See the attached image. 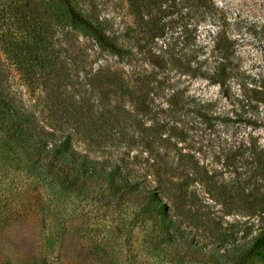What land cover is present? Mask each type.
Listing matches in <instances>:
<instances>
[{
    "label": "rangeland",
    "instance_id": "374dc122",
    "mask_svg": "<svg viewBox=\"0 0 264 264\" xmlns=\"http://www.w3.org/2000/svg\"><path fill=\"white\" fill-rule=\"evenodd\" d=\"M92 2L107 31L121 34L130 44L127 40L136 37V26L126 0ZM161 18L162 36L138 56L141 68L157 73L148 109L133 112L135 121H128L127 136L113 140L110 147L88 144L83 128L91 127V121H69L61 112L66 108L76 114L82 108L80 114L88 118L91 69L107 59L91 65L90 41L76 33L64 41V45L78 41L85 45L70 52L69 80L64 83L68 89L60 97L52 98V86L38 81L18 91L46 125L59 133H74L76 146L98 160L119 157L135 169L147 170L151 156L174 157L171 171L185 178L192 161L181 156H194L200 167L207 168L211 182L186 179L191 185L181 198L172 190V199L162 200L180 227L178 237L169 240L151 221L135 223L136 202L116 210L94 192L84 199L27 166L3 159L0 264H231V256L220 258L218 253L232 254L233 246H245L264 232V218L244 215L238 203L217 193L227 184H234L235 192L238 176H247L249 153L239 154L237 147L256 144L264 149V0H172ZM140 37L143 43L144 35ZM219 37L233 45V78L224 88L192 78L179 67L159 68L150 55L156 52L168 58L190 46L198 50V60L211 59ZM174 94L182 109L179 117L169 118L165 110ZM127 109L132 108L127 105ZM155 131L164 140L171 136L170 143L155 138Z\"/></svg>",
    "mask_w": 264,
    "mask_h": 264
},
{
    "label": "trees",
    "instance_id": "16d2710c",
    "mask_svg": "<svg viewBox=\"0 0 264 264\" xmlns=\"http://www.w3.org/2000/svg\"><path fill=\"white\" fill-rule=\"evenodd\" d=\"M170 1L126 0L136 26V37L127 40L130 42L127 44L121 34L116 36L107 31L106 21L101 19L92 0H0V160L3 165L6 164L3 159L18 162L84 199H90V193L94 192L116 210L136 202L135 223L151 221L169 240L178 237L180 227L173 222L162 200L172 199V190H177L181 198L193 182H211L207 168L200 167L189 154L181 156V160L189 158L192 161L185 178L171 171L174 157L151 156L147 170L135 169L119 157L98 160L90 151L76 146L74 133H59L46 125L33 107L24 103L22 91L19 93L18 89L38 81L52 86V98L60 97L68 89L64 83L69 80L70 52L85 45L80 41L76 45H64V41L70 33L90 41L91 65L107 58L102 65L91 69L92 104L86 112L90 120L80 114L84 111L82 108L77 115L66 108H61V112L69 121H91V127L83 128L88 144L110 147L113 140L127 136L128 121H135L133 112L142 113L148 109L149 91L155 87L157 73L141 68L138 56L149 43L162 36L161 14ZM136 33L144 35L143 43ZM232 48L230 42L219 37L213 47L215 56L211 59L198 60V50L190 46H184L178 55L170 53L168 58L156 52L150 55L159 68L164 65L179 67L192 78L206 79L224 88L233 78ZM127 105L132 109H127ZM180 106L179 96L172 95L165 114L169 118L179 117ZM207 127L212 130L214 125L207 124ZM154 137L168 144L171 141V136L164 140L156 131ZM236 151L249 153L247 176L245 179L238 176L235 192L232 191L234 184L224 185L223 191L217 188L218 196L238 203L244 215L263 219L264 149L253 144L237 147ZM231 164L237 170L242 169V166ZM186 179L192 182L187 183ZM218 256H231V264H264V232L245 246H233L232 254L225 251Z\"/></svg>",
    "mask_w": 264,
    "mask_h": 264
}]
</instances>
